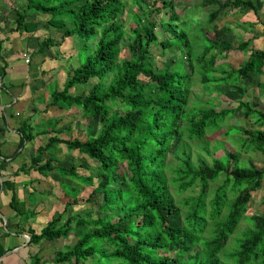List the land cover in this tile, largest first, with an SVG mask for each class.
<instances>
[{
	"label": "trees",
	"instance_id": "16d2710c",
	"mask_svg": "<svg viewBox=\"0 0 264 264\" xmlns=\"http://www.w3.org/2000/svg\"><path fill=\"white\" fill-rule=\"evenodd\" d=\"M206 1L231 6L233 11L244 6L255 8L253 0ZM126 8V0H27L26 8L15 12L13 31L20 36L38 31L44 20L52 28H64L62 40L53 36L43 39L37 53L62 46L70 37L84 41L79 66L71 70L62 89L52 92L48 108L75 107L101 124L85 140L63 137L66 130L59 129L57 117L50 118L49 127L37 133L28 120L19 126L20 141L11 158L22 154L36 135H49L45 144L36 147L29 168L44 176L55 171L63 177L59 184L65 212L79 203L80 185L92 187L86 200L99 208L96 217L73 212L64 219L57 213L40 231L32 226L20 229L28 231V245L68 238L76 232L77 241L57 252L56 263L93 259V264H264V213L249 214L252 193L262 187L264 166L254 160L240 164L233 152L227 153L228 160L214 157L213 163L203 158L194 163L188 152L184 157L176 156V164L169 158L174 142L205 137L209 125L217 126L216 119L226 118L231 112L242 113L246 120L240 128L245 134L240 147L264 153V129L257 128L264 126V111L258 103L244 101L233 108L190 106L189 78L196 66L190 60L187 71L170 63L156 67L151 50V43L158 39L156 21L147 18L142 23V16L136 13L138 22L133 23L128 35L121 20ZM170 11L172 22L179 16L174 6ZM217 14L213 12L211 18ZM250 42H242L238 50H244ZM124 43L126 56H122ZM162 43L167 47L164 40ZM214 48L217 53H211ZM229 49L233 50L216 41L198 54L204 83L240 84L251 72L264 73L263 49L254 50L239 69L211 76L214 70L219 72L217 62ZM7 66L0 54L2 80ZM92 79L97 80L84 90L83 85ZM62 144L85 161L70 166L62 163ZM87 159L96 163H87ZM8 184L10 181L0 183V191ZM174 190L178 195L192 193L177 199ZM22 204L15 190L10 206L16 214L22 218L36 215ZM244 220L250 226L243 230L235 247L227 250L230 237ZM6 251L4 239H0V257ZM32 260L31 264H47L38 254Z\"/></svg>",
	"mask_w": 264,
	"mask_h": 264
},
{
	"label": "rangeland",
	"instance_id": "374dc122",
	"mask_svg": "<svg viewBox=\"0 0 264 264\" xmlns=\"http://www.w3.org/2000/svg\"><path fill=\"white\" fill-rule=\"evenodd\" d=\"M126 1L127 8L121 17V20L124 21L125 29L127 30L128 35L131 33L130 29L133 23L138 22L136 13H139L142 16V23L146 22L147 18L156 21L158 39L157 41H153L151 43L153 64L156 67L163 68L165 63H170L172 67L187 71L190 65V60H192V64L196 66L193 76L189 78L191 81V87L189 91L190 106L196 103V105H201L203 107L213 106L217 108L218 106L219 108H233L234 106L238 105V102H240L241 99H248L250 97V93L245 91L243 92L241 87L223 85L216 83L215 81H210L207 83L202 81V76L200 74L201 67L197 64V56L204 50L205 47L214 44L217 41L216 39L219 35H217L219 30H215L214 32V35L217 37L214 36V38H212L208 35V29L213 28L212 24H210L212 19L209 18V15L211 12L217 9L214 4L207 7H204L200 4H193L187 9L185 6L189 5L187 2L190 0H137V2L136 0ZM26 6L27 0H0V50L4 49L5 52H7L10 47L11 51L16 47V49L22 51V49H20L22 46L25 47L29 45L28 51L31 52V55L29 53L22 52L23 56L28 55L30 60L28 63L30 66H27L28 70L30 72L32 71L31 65H37L38 67L40 66L39 69L42 71L41 76H43V79H45V77L48 78V76L53 79L52 85H48L50 87V92L48 91V93H44L45 101L50 103L52 92L55 89H62L68 81L71 70L79 66L84 41H81L76 37H70L66 39L62 46L52 47L49 49L47 53L48 58H45L42 55H35L37 52L34 53L32 51L38 50L40 42L43 39L53 36L56 40H62L64 28H52L46 22V20H44L41 22V27L38 29V31L29 34L32 36L29 41L25 40V42L23 39L19 40L20 34L13 31L16 25V23L13 22V19L15 17V12L18 11L19 8H26ZM172 6L176 7V13L180 17L176 19L172 18V22H170L169 18L171 15L170 10L172 9ZM128 35L124 42L128 41ZM163 40L168 44L165 48L162 43ZM233 43L236 44V42ZM250 49L251 47L249 48V51H252ZM252 52H254V50ZM211 53H217L216 48H214ZM0 54L3 55L2 51ZM14 54H9V60L6 58L8 64L11 63L10 60H15V57H17L16 55L19 54V52L16 51ZM126 55H128V50L126 49V44L124 43L122 47V56ZM24 58L25 60L27 59L26 56ZM84 59L85 58L83 57L82 60ZM229 59L231 63H223L218 66L226 71H231L230 69H232L233 66L238 67L241 64L242 57L231 55L229 56ZM44 67H49L47 70L56 71L54 72L55 74L48 75L49 73L46 71V69H44ZM14 69H16V67ZM43 71H46L48 74L43 73ZM30 72H27L29 73L28 75H30ZM252 75L257 74L254 72ZM211 76L220 77L221 73L215 72L214 70ZM95 80L97 79H92L86 85H83V89H89ZM3 81L4 80L0 78L1 84H3ZM244 81H246V79ZM6 82L9 83L5 80V83ZM39 83L42 85L40 80L33 85H38ZM240 84L245 85V82H241ZM78 89L79 86H77L76 90ZM46 90H48V88ZM32 97L35 96L26 93V96H23V98L20 99L22 101V105L25 103L24 114L27 115L24 117V119L29 121L30 114L32 111H34L31 109L32 104H34V102H32ZM27 103L28 106L26 105ZM44 106L45 104L40 105L42 108H44ZM262 106L263 104H260L258 105V108L261 109ZM232 115H234V113L231 112L226 118L218 117L216 120L219 122V124L217 126L216 123L209 125L206 128V136L201 139H182L174 142V153L170 154V161L176 164L179 161L176 156L178 158L180 156L184 157L185 152H188L191 154L192 161L194 163H198L200 160H202L201 158L208 161L209 163H213L214 157L228 160V157H226L227 153L233 152L239 156L238 161L240 164L247 165L254 160L259 166H264V153L253 150L246 151L245 149H242V146L240 147V144L242 143V141L240 143V140L245 137V134L240 131V128L244 126L245 118L243 119L242 113L239 112L234 116ZM49 116L59 117V129L66 130L65 134L61 135L63 137H70L72 139L79 138L85 140L91 131L96 132L100 129L101 125L97 119H90L87 116H83L82 113H80V111L75 107L71 110L59 109L57 106L49 107ZM33 120L34 118H32L30 122L32 123ZM247 121L248 123L246 125L248 128H250L251 124L249 123L248 119ZM34 124L35 122L31 124L33 131L35 129ZM44 124L45 126H48L49 123L45 122ZM18 135L20 136L21 134L18 133ZM39 139L40 144H45L49 140V135H36L33 140L34 142L38 143ZM34 142L29 141L28 145L26 144L27 148L24 149L22 154H19L17 157L11 158L9 160L6 158L11 157L16 152L18 145L13 144L9 146L10 148L8 151H0V155L4 156V158L0 157V178L2 179V182L10 181V184L6 185L4 189L0 191V196H2L3 199L0 202V207H3L4 205L9 207L8 203L11 201L12 195L16 190L19 199L23 201L21 207L25 206L24 208H26V210H34L36 212V215L30 218H26L25 216L22 218L20 215L21 220L18 222V224L21 226L20 229L32 226L38 231H40L57 213H62L64 219L69 213L72 214L73 212L92 213V215L96 217L99 213L98 206L92 202H87L86 200L92 190V187L90 186L80 185L82 193L79 196V203L71 206L70 208H72V210H70V212H65V199L61 197L63 190L59 184L63 177L55 171L44 176L38 173L36 170L29 168L31 164L30 159L35 151ZM62 146L64 147V151L59 155L62 163L70 166L71 164L78 165L85 161V158L79 156L77 151H71L63 144ZM14 148H16V150H14ZM235 161L236 159L234 158L232 159L231 163L233 164ZM87 163L95 164L96 162L87 159ZM23 165L26 166V169H23ZM213 185H217V182L212 183L210 189H212ZM19 191H22V193ZM186 193L178 195L174 190V194L177 199L182 198ZM67 200L68 198L66 201ZM249 206V214H254L256 211L264 213V180L262 187L252 193V199L249 203ZM2 211L3 210L0 212L3 213ZM7 217H9V219L11 218L9 215ZM171 220H173L172 217ZM71 225L75 226V223L73 222ZM249 226L250 222L248 220H244L239 224L237 230L230 237L229 243L226 247L227 250L235 247L236 240L242 237L244 232L243 230ZM13 228L12 222L8 219L5 220V218L0 214V236L3 237H0V239L3 240L4 237L7 236L5 235V232H7L11 238L13 237L15 240H17L18 237L12 235V233H17L13 231ZM22 237L25 238L26 241H24L28 243L30 236L27 230L24 231ZM77 239L78 236L75 232L72 233L68 238H59L50 241L43 240L39 244L35 245H28L26 243L25 257L27 258L25 262L26 264H31L33 261V256L38 254L43 260H45L47 264H70L68 262L56 263L55 259L58 257L57 252L59 250L63 249L67 245L75 244ZM12 248H14V246ZM73 264H93V259H89L87 262L80 263H75L74 261Z\"/></svg>",
	"mask_w": 264,
	"mask_h": 264
},
{
	"label": "crops",
	"instance_id": "0c3cea01",
	"mask_svg": "<svg viewBox=\"0 0 264 264\" xmlns=\"http://www.w3.org/2000/svg\"><path fill=\"white\" fill-rule=\"evenodd\" d=\"M205 1L206 0H190L189 2H187V4L189 5H186L185 8L188 9L193 4H200L203 5L204 7L214 4L217 7V9L214 10L213 12L217 11L218 14L213 18H211V14L213 12H211V14L209 15V18L212 19L210 24H212L213 28L208 29L209 30L208 35L214 38V36H216L214 35L215 30L217 31L219 30V32L217 33V35L218 34L219 35L218 37L216 36L217 37L216 40L219 41V43H223L225 45L230 46L231 49L233 48V50L230 49L226 50L223 54L224 55L223 58H220V60H218L217 69L219 73L222 74V71L225 70L220 68L218 65L223 63H231L229 56L233 55V56L242 57L241 64L238 67L233 66V68L230 70L239 69L253 56V52H252L253 50L264 49V0H253L255 3L254 9L251 8V6H244L241 9L235 11L231 9V6L228 5L220 6V4H216L214 2H207V1L205 2ZM219 1L221 3H225L226 1L229 0H219ZM19 38H20L19 40L23 39V41L25 40L29 41L32 38V36L24 35V36H19ZM242 41L243 42L251 41V42L247 48L240 51L238 49ZM233 42H236V44H234ZM28 46L25 47L22 46L20 48L22 49V51L16 49V47L12 49V51L10 49L11 47L10 48L8 47L10 51L8 50L7 52H5L4 49L1 50L5 59L6 58L8 59L10 56L9 54H14V52L16 51L19 52V54L16 55L17 57H15L14 61L10 60L11 63H9L8 66L6 67L7 75L3 79L4 80L2 82L3 84L2 85L0 84L2 86V88L0 86V151L1 150L8 151L10 145L13 144L18 145L20 141L19 138L20 136L18 135L19 133L18 128L21 125V123L25 120L24 117L27 115L24 114L25 103L22 105V101L20 99L23 98V96H26V93L35 96L32 97V102H34V104H32L31 106V109L34 111H32L30 114V121L32 120V118H34V120L32 123L28 120L29 123L31 124L35 122L34 133H37L41 129H46L47 126H45L44 123L47 122L52 117H57V116H51V117L49 116V108H48L49 102L45 101V97H44L45 92L46 93H48V91L50 92L49 89L50 87L48 85H52L53 79L49 76L48 78L45 77V79H43V76H41L42 71L39 69L40 66L38 67L37 65L36 66L31 65L32 71L30 72L28 70L27 66H30L28 65L29 62H26L24 58L25 56H23L22 54V52L23 53L25 52L31 55V52L28 51ZM250 47H251L250 50L252 51H249ZM48 51L45 53H37L35 55H42L45 58H48V54H47ZM32 52L35 53V50H33ZM15 67L16 69H14ZM44 69H46V71H48L49 74L46 73V71L43 72H45L48 75L55 74L54 72H56V71L47 70L49 69V67H44ZM27 72H30V75H28L29 73ZM252 73L254 72H251L247 77L246 81H244L245 85L240 84L241 85L240 86L239 84H223V83H219V84L241 87L243 92L245 91L250 93L249 95L250 97L248 99H241V101L250 102V103L255 102L258 103V105L263 104L261 109L264 111V88L262 87V85H264V73H262L261 75H258V73H256L257 75H252ZM5 80L8 81L9 83L7 82L5 83ZM39 80L41 81L42 85L40 83L38 85H33ZM47 88L48 90H46ZM240 102H238V104ZM28 103L26 104L27 106ZM41 104H45L44 108L40 107ZM22 108H23V113H22ZM58 119L60 118L57 117L56 120ZM257 128L264 129V126L262 127L260 125H257ZM42 135L43 134L40 133L38 136H42ZM32 141L34 142V140H31V142ZM39 142L40 139L38 143L34 142L35 149L40 144ZM27 145L25 148H27ZM14 150H16V148H14ZM0 157L4 158L3 155H0ZM6 159L9 160L11 159V157H7ZM19 192L22 193V191ZM2 200H3L2 196H0V202ZM9 203H8L9 207L5 205L3 207H0V211L3 210L2 211L3 213L0 212V214L2 217L5 218V220H7L6 217L8 215L11 217L10 221L12 222V227H14L13 231L17 232V233H12V232L11 233L12 235L18 238L17 240H15L13 237L11 238L10 235L4 237V242L7 247V252L0 257V264H26L25 261L27 257H25V252H26L25 246L27 242H25L26 239L22 237L24 232L20 230L21 226L20 224H18V222L21 220L20 215L18 216L16 214V211L10 206ZM13 246L14 248H12Z\"/></svg>",
	"mask_w": 264,
	"mask_h": 264
},
{
	"label": "built area",
	"instance_id": "2783aa9c",
	"mask_svg": "<svg viewBox=\"0 0 264 264\" xmlns=\"http://www.w3.org/2000/svg\"><path fill=\"white\" fill-rule=\"evenodd\" d=\"M24 56H26V58H27L26 61L29 62L30 60H29V58H28V55H24ZM0 84H1V83H0ZM1 85H2V84H1ZM1 85H0V86H1ZM0 182H2V179H1V178H0Z\"/></svg>",
	"mask_w": 264,
	"mask_h": 264
}]
</instances>
